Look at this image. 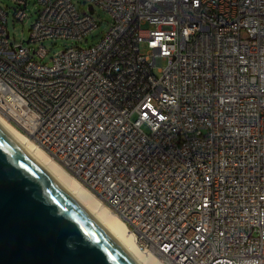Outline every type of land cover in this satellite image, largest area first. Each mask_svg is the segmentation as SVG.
Listing matches in <instances>:
<instances>
[{"label":"built area","instance_id":"2783aa9c","mask_svg":"<svg viewBox=\"0 0 264 264\" xmlns=\"http://www.w3.org/2000/svg\"><path fill=\"white\" fill-rule=\"evenodd\" d=\"M12 1L23 21L28 0ZM86 2L109 30L52 65L29 44L83 40L92 14L39 0L14 44L0 5V114L127 216L139 247L159 241L162 264H264V0Z\"/></svg>","mask_w":264,"mask_h":264},{"label":"water","instance_id":"95a60500","mask_svg":"<svg viewBox=\"0 0 264 264\" xmlns=\"http://www.w3.org/2000/svg\"><path fill=\"white\" fill-rule=\"evenodd\" d=\"M0 264H136L1 123Z\"/></svg>","mask_w":264,"mask_h":264},{"label":"bare ground","instance_id":"6f19581e","mask_svg":"<svg viewBox=\"0 0 264 264\" xmlns=\"http://www.w3.org/2000/svg\"><path fill=\"white\" fill-rule=\"evenodd\" d=\"M0 123L43 166V168L73 197V199L129 254L136 264H162V244L147 239L140 247L135 239L136 228L127 216L114 210L106 196L100 195L90 181H83L74 168H64L29 136L0 114ZM153 249L155 256L146 254Z\"/></svg>","mask_w":264,"mask_h":264},{"label":"rangeland","instance_id":"374dc122","mask_svg":"<svg viewBox=\"0 0 264 264\" xmlns=\"http://www.w3.org/2000/svg\"><path fill=\"white\" fill-rule=\"evenodd\" d=\"M72 2L82 14L90 13L89 5L86 0H72ZM0 5L7 15V29L10 33V41L14 44H21L24 42L27 45V42L31 37V28L38 20L42 10L39 0H28L26 10L27 17L23 21L15 18L17 10L21 8L15 2L12 0H0ZM92 17L98 23V28L83 40L76 41L58 38L44 40L39 43H30V47L37 50L40 47H43L47 53L44 58L36 54L34 60L40 64L52 65L55 55L65 48L74 46L89 48L99 44L109 30L112 24V18L106 10L99 6L95 7V12L92 14ZM147 51L148 49L146 45L143 44L141 46V53L147 54ZM165 64L166 60H163L162 66H165ZM155 75L158 77L161 75L160 72H158V68L155 69Z\"/></svg>","mask_w":264,"mask_h":264}]
</instances>
